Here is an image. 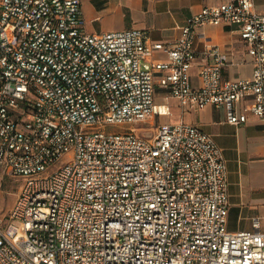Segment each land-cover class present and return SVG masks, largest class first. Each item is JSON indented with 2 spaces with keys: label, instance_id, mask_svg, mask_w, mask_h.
Masks as SVG:
<instances>
[{
  "label": "built area",
  "instance_id": "2783aa9c",
  "mask_svg": "<svg viewBox=\"0 0 264 264\" xmlns=\"http://www.w3.org/2000/svg\"><path fill=\"white\" fill-rule=\"evenodd\" d=\"M207 24L237 25L250 75L225 78L232 61L210 44L192 84ZM160 72L182 104H224L233 124L264 120V12L221 0L165 43L136 27L87 31L81 0H0V179L24 178L0 218V264H264L259 222L227 226L213 135L159 122L169 112L155 99Z\"/></svg>",
  "mask_w": 264,
  "mask_h": 264
},
{
  "label": "crops",
  "instance_id": "0c3cea01",
  "mask_svg": "<svg viewBox=\"0 0 264 264\" xmlns=\"http://www.w3.org/2000/svg\"><path fill=\"white\" fill-rule=\"evenodd\" d=\"M254 7L264 12V0H253ZM221 0H81L85 29L89 32L136 27L144 29L151 42L175 41L188 16ZM195 58L190 68L191 82H201L200 68L207 60L206 45L216 44L232 63L224 69L225 78L247 76L253 62L237 25L207 24L194 36ZM164 49H155L153 56L165 58ZM155 99L166 104L169 112L159 122L196 124L213 135L226 159L229 208L227 226L230 230L252 229L259 222L264 231V120L249 113L245 122H229L230 109L224 105L207 104L200 108L193 103L182 104L157 75ZM243 103L238 104V108Z\"/></svg>",
  "mask_w": 264,
  "mask_h": 264
},
{
  "label": "rangeland",
  "instance_id": "374dc122",
  "mask_svg": "<svg viewBox=\"0 0 264 264\" xmlns=\"http://www.w3.org/2000/svg\"><path fill=\"white\" fill-rule=\"evenodd\" d=\"M110 129H116V126H110ZM66 157L61 159V162ZM22 176L20 175H3L0 179V218L6 217L9 208L14 203L21 187Z\"/></svg>",
  "mask_w": 264,
  "mask_h": 264
}]
</instances>
